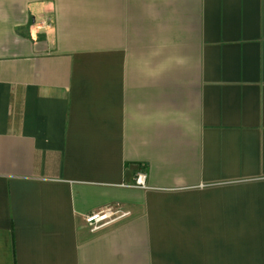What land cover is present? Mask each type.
<instances>
[{"label":"crops","instance_id":"crops-1","mask_svg":"<svg viewBox=\"0 0 264 264\" xmlns=\"http://www.w3.org/2000/svg\"><path fill=\"white\" fill-rule=\"evenodd\" d=\"M0 264H264V0H0Z\"/></svg>","mask_w":264,"mask_h":264},{"label":"built area","instance_id":"built-area-1","mask_svg":"<svg viewBox=\"0 0 264 264\" xmlns=\"http://www.w3.org/2000/svg\"><path fill=\"white\" fill-rule=\"evenodd\" d=\"M135 186L145 188L146 173L138 172L135 178ZM130 215V212L124 211L119 206H106L98 211L92 212L85 216V220L90 226L92 232L99 231L113 223L118 222L120 218Z\"/></svg>","mask_w":264,"mask_h":264},{"label":"rangeland","instance_id":"rangeland-1","mask_svg":"<svg viewBox=\"0 0 264 264\" xmlns=\"http://www.w3.org/2000/svg\"><path fill=\"white\" fill-rule=\"evenodd\" d=\"M124 211H126V210H124ZM128 216H130V215H128ZM128 216H126V217H128ZM126 217L120 218V220H122V219H124V218H126ZM118 221H119V220H118Z\"/></svg>","mask_w":264,"mask_h":264}]
</instances>
